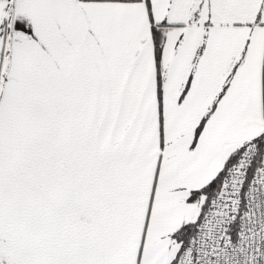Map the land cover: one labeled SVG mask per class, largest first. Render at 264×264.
<instances>
[{"label": "crops", "instance_id": "1", "mask_svg": "<svg viewBox=\"0 0 264 264\" xmlns=\"http://www.w3.org/2000/svg\"><path fill=\"white\" fill-rule=\"evenodd\" d=\"M263 133L264 0H0V264H176Z\"/></svg>", "mask_w": 264, "mask_h": 264}, {"label": "built area", "instance_id": "2", "mask_svg": "<svg viewBox=\"0 0 264 264\" xmlns=\"http://www.w3.org/2000/svg\"><path fill=\"white\" fill-rule=\"evenodd\" d=\"M238 151L176 264H264V144Z\"/></svg>", "mask_w": 264, "mask_h": 264}, {"label": "trees", "instance_id": "3", "mask_svg": "<svg viewBox=\"0 0 264 264\" xmlns=\"http://www.w3.org/2000/svg\"><path fill=\"white\" fill-rule=\"evenodd\" d=\"M264 144V133L262 135H260L259 137L249 141L246 145H244V149L248 148L249 146H255L257 151L256 153H254L255 156L260 155V151H261V147ZM239 151V150H238ZM234 152L226 161L225 166L227 165V163H230L232 160H234L237 152ZM225 168V167H224ZM224 171V169H223ZM223 171L220 172V174L218 175V177H216L215 181L212 182L209 186H208V190H209V199L212 197V194L217 193V191L220 188V185L222 183V178H223ZM208 199L207 203L204 204V209L207 207L208 202L210 201Z\"/></svg>", "mask_w": 264, "mask_h": 264}, {"label": "rangeland", "instance_id": "4", "mask_svg": "<svg viewBox=\"0 0 264 264\" xmlns=\"http://www.w3.org/2000/svg\"><path fill=\"white\" fill-rule=\"evenodd\" d=\"M45 137V135L43 136V139H45L44 138ZM45 143V142H44ZM246 145V144H245ZM238 150H244V146H242L240 149H238ZM219 191V190H218ZM218 191H217V193H218ZM217 193H214L213 195H212V197H214L215 195H217ZM207 196H208V192H204L203 193V195H202V197L200 198V207H199V213H200V211H201V209H202V204H203V202H205V200H206V198H207ZM212 197L209 199V200H211L212 199ZM208 204H209V202H208ZM207 204V205H208ZM206 209V208H205ZM205 209L203 208V211H202V215H203V212L205 211ZM202 215H201V218H202ZM201 220V219H200ZM200 223V222H199ZM199 225V224H198ZM197 229H198V226H197ZM197 229H196V226H195V224L193 223L192 225H191V229H190V233H189V236H188V239H187V242L188 241H193L194 240V238L197 236ZM189 242V243H190ZM188 244V243H187Z\"/></svg>", "mask_w": 264, "mask_h": 264}]
</instances>
